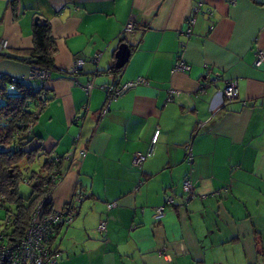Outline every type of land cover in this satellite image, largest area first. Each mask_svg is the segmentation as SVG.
<instances>
[{
    "label": "crops",
    "instance_id": "obj_1",
    "mask_svg": "<svg viewBox=\"0 0 264 264\" xmlns=\"http://www.w3.org/2000/svg\"><path fill=\"white\" fill-rule=\"evenodd\" d=\"M230 1L0 0V39L8 43L0 74L30 82L31 67L18 58L33 46L35 19L48 21L57 49L47 105L26 147L72 154L52 191L54 209L76 189L86 195L54 234L57 264H264V63L255 65L264 54V0ZM129 21L133 32L124 33ZM122 43L130 55L112 75ZM77 58L82 69L68 74ZM177 59L190 71H173ZM206 66L219 77L202 88ZM138 78L147 84L104 111L103 84ZM229 79L237 97L219 106ZM88 81L89 93L80 85ZM155 134L150 157L134 166ZM185 178L196 198L180 207ZM168 197L174 205L165 206ZM159 206L165 213L156 220Z\"/></svg>",
    "mask_w": 264,
    "mask_h": 264
},
{
    "label": "trees",
    "instance_id": "obj_2",
    "mask_svg": "<svg viewBox=\"0 0 264 264\" xmlns=\"http://www.w3.org/2000/svg\"><path fill=\"white\" fill-rule=\"evenodd\" d=\"M16 1L11 0L13 3H16ZM32 38V48L20 51L22 56L18 59L26 62L31 68L44 70L50 74L54 68V55L57 49L48 21L40 19L33 21ZM2 57H5V55L0 54V58ZM120 71L121 69L114 66L109 69L112 75ZM206 77L208 78L209 74ZM28 81L38 84V88H34L30 82L12 81L9 76L0 74V211L3 212L0 236L3 243L14 239H22L30 226V220L34 212L39 211L40 216H47L52 211H65L75 208L77 214L78 205L86 197L76 189L63 209L56 210L53 208L52 191L63 179L64 162L70 164L71 161L70 158L66 159L69 152L51 157L39 148L26 149L33 139L31 132L35 121L44 109L42 108L37 113L35 107L40 100V102L46 100L47 105L46 91H44L43 98L38 99V95L44 90L43 87H40V80ZM114 83L113 85H119L116 82ZM10 85L14 86V90H10ZM40 156H43L44 160L40 163L38 170H32L28 176H25L24 171L29 169L26 164H31ZM187 179L190 180L185 178V180ZM22 182L31 186V192L27 197L20 194L19 185ZM223 189H226L225 192L228 191L226 187ZM39 204H42V206L40 210H37ZM165 206L172 205L165 202ZM110 208L112 207H108V209ZM76 214L68 224H52L48 236V246L51 250H54L51 248V244L55 232L60 227L70 225ZM105 230L99 232L104 233Z\"/></svg>",
    "mask_w": 264,
    "mask_h": 264
},
{
    "label": "built area",
    "instance_id": "obj_3",
    "mask_svg": "<svg viewBox=\"0 0 264 264\" xmlns=\"http://www.w3.org/2000/svg\"><path fill=\"white\" fill-rule=\"evenodd\" d=\"M231 0L230 2H232ZM194 18L190 17L187 19V23L189 24V27L185 30L184 34L188 36L191 33V25L194 23ZM124 33H132L133 32V24L131 21H129L124 29ZM8 43L4 39H0V51L5 49L7 47ZM98 61V55L95 56L91 63L93 65H97ZM264 63V54L263 52L259 51L257 53L256 59H255V65L259 66L260 64ZM84 65V60L81 58H77L74 60L71 67L67 70L68 74H76ZM206 75L213 74L211 71V68L206 66ZM173 71H180V72H188L190 71V66L186 64L183 60L177 59L173 66ZM213 77L208 78H214L217 79L219 75L213 74ZM12 81L21 80L15 77H11ZM27 80H40L41 82V88L43 87L44 90L41 91V93L38 95L39 100L43 98L44 91H45V85L47 81L49 80V74L46 71H40L37 68H30L28 76L26 77ZM206 80V79H205ZM210 80V79H209ZM207 80L208 82L205 84H202L205 87L210 85L212 82ZM147 80L144 78H138L137 80L128 81L123 84L119 85H113V84H103L100 88L103 90V92L106 94V105L104 108V111H108V108L111 104V102L116 101L120 96L125 94L128 90L138 86V85H146ZM81 87L85 90V92L89 93V91L93 87V82L88 81L84 84H81ZM10 90H14V86H9ZM220 97V105L223 106L227 102L232 101L237 97V84L234 79H229L224 82V86L222 90L219 92ZM41 101V100H40ZM38 102L37 106L35 107V111L39 113L42 108L46 106V100L42 102ZM220 108V107H219ZM218 108V109H219ZM156 140V134L151 139L150 145L147 148V151L145 153H135L133 155L132 164L134 166L140 167L141 164L150 157L153 149V145ZM82 156L84 154L82 153ZM70 158V161L72 162V154L69 153L66 157ZM186 162L188 164L192 163V154L190 148L186 147ZM193 183L191 180H185L182 183V190L184 193V198L182 199V202L179 204L180 207H184L190 200L196 198V194L193 188ZM226 189H221L215 191L214 195H220L221 193H224ZM166 203L169 205H174V201L171 197H168L166 199ZM42 204H39L37 207V210H40V207ZM115 204H110L108 207H113ZM76 214L75 208L67 209L65 211H52L47 216H40L39 211L34 212L31 220H30V226L28 230L26 231V234L23 236L22 239H14L11 241H7L3 243L1 236H0V264H56L57 257L59 256L58 251L51 250L48 246V236L51 232V226L54 223L57 224H68L73 217ZM164 216V207L159 206L155 209L154 218L156 220H160ZM105 230V222L100 221L98 224V231H104Z\"/></svg>",
    "mask_w": 264,
    "mask_h": 264
},
{
    "label": "rangeland",
    "instance_id": "obj_4",
    "mask_svg": "<svg viewBox=\"0 0 264 264\" xmlns=\"http://www.w3.org/2000/svg\"><path fill=\"white\" fill-rule=\"evenodd\" d=\"M43 160H44V157L43 156H40L38 159H36L31 164H29V165L26 164L27 166H29V169H27V170L24 171V175L25 176H28L30 171H32V170H38V167H39V165H41L40 163H42ZM19 187H20L19 188V191H20V194L22 196H24V197L29 196V194L31 192V186L30 185L26 184L25 182H22L19 185ZM2 218H3V212L0 211V230L2 228V222H3Z\"/></svg>",
    "mask_w": 264,
    "mask_h": 264
},
{
    "label": "water",
    "instance_id": "obj_5",
    "mask_svg": "<svg viewBox=\"0 0 264 264\" xmlns=\"http://www.w3.org/2000/svg\"><path fill=\"white\" fill-rule=\"evenodd\" d=\"M129 55H130L129 46L125 43L120 44L117 48L116 53H115V60H116L115 61V67L121 68L127 62ZM209 79L208 80L211 81L212 83L210 85H208L207 87H210L212 84H214V80L215 81L217 80L214 78H209Z\"/></svg>",
    "mask_w": 264,
    "mask_h": 264
},
{
    "label": "clouds",
    "instance_id": "obj_6",
    "mask_svg": "<svg viewBox=\"0 0 264 264\" xmlns=\"http://www.w3.org/2000/svg\"><path fill=\"white\" fill-rule=\"evenodd\" d=\"M222 90V89H221Z\"/></svg>",
    "mask_w": 264,
    "mask_h": 264
}]
</instances>
